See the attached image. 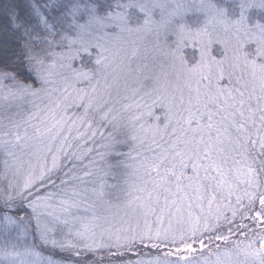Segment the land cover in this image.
<instances>
[{
  "label": "snow or ice",
  "instance_id": "obj_1",
  "mask_svg": "<svg viewBox=\"0 0 264 264\" xmlns=\"http://www.w3.org/2000/svg\"><path fill=\"white\" fill-rule=\"evenodd\" d=\"M0 264H264V0H0Z\"/></svg>",
  "mask_w": 264,
  "mask_h": 264
},
{
  "label": "trees",
  "instance_id": "obj_2",
  "mask_svg": "<svg viewBox=\"0 0 264 264\" xmlns=\"http://www.w3.org/2000/svg\"><path fill=\"white\" fill-rule=\"evenodd\" d=\"M54 258L59 259V257H54Z\"/></svg>",
  "mask_w": 264,
  "mask_h": 264
}]
</instances>
